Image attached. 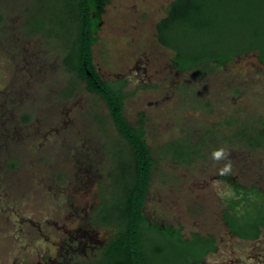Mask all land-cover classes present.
<instances>
[{
    "label": "rangeland",
    "instance_id": "rangeland-1",
    "mask_svg": "<svg viewBox=\"0 0 264 264\" xmlns=\"http://www.w3.org/2000/svg\"><path fill=\"white\" fill-rule=\"evenodd\" d=\"M173 1L108 0L93 47L102 79L115 85L124 80L126 118L133 126L141 116L146 122L155 165L144 215L152 224L182 228L184 238L215 236L219 249L202 264H264V232L255 242L229 236L215 192L220 187L200 189L205 178L225 170L264 190V67L259 52H249L264 46V12L225 3L202 16L207 29H187V38L181 37L187 50L247 54L225 67L208 63L177 73L175 52L157 41V25ZM75 2L0 0V102L13 111L0 121L8 123L7 135L15 131L23 139L0 151L17 161L10 170L12 163L0 159V264H51L59 240L75 235V215L81 220L76 229L89 231L94 248L80 246L63 264H102L100 243L112 238L125 203L132 150L105 102L66 63L76 38ZM11 83L18 93L13 97ZM62 120L69 126L50 131ZM45 133L57 136L52 146L21 151L24 140L38 144ZM77 176L93 182L79 203L96 206L61 204L58 189H70Z\"/></svg>",
    "mask_w": 264,
    "mask_h": 264
},
{
    "label": "trees",
    "instance_id": "trees-1",
    "mask_svg": "<svg viewBox=\"0 0 264 264\" xmlns=\"http://www.w3.org/2000/svg\"><path fill=\"white\" fill-rule=\"evenodd\" d=\"M107 3L108 0H76L71 8L77 28L76 38L66 62L87 83V90L105 102L115 129L128 143L134 157L124 206L120 208V216L113 224L115 230L112 238L102 248V264H202L208 255L218 250L215 236L193 233L190 238H184L182 228L152 224L144 215L155 165L146 141L145 119L141 116L136 126L129 122L124 112L125 83L115 85L104 81L94 65L93 47L98 42L97 34ZM225 3L249 14L264 12V0L172 2L167 16L157 25V41L175 52L173 61L178 70L187 72L205 67L208 63L226 66L247 54L236 55L232 49H226L200 55L187 50L181 42V37L187 38V29L205 31L206 21L201 17L218 12ZM249 52H259V61L264 64V46ZM261 138L257 143L252 140L250 144L257 145L262 142ZM258 197L261 198L259 202L247 201L251 206H229V210L224 212L223 222L234 235L250 241L261 237L264 232V198L260 194ZM231 211L233 215H230Z\"/></svg>",
    "mask_w": 264,
    "mask_h": 264
},
{
    "label": "flooded vegetation",
    "instance_id": "flooded-vegetation-1",
    "mask_svg": "<svg viewBox=\"0 0 264 264\" xmlns=\"http://www.w3.org/2000/svg\"><path fill=\"white\" fill-rule=\"evenodd\" d=\"M101 23H102V21H101ZM101 25L102 24H100V26ZM71 47H73L72 44H71ZM1 52H2V49H1V43H0V53ZM69 56H70V53H69L68 57ZM13 57H14V55H13ZM16 57H18V59H19L18 54L15 56V58ZM20 60H21V62L23 61V59H21V58H20ZM260 64L262 67H264V64H262L261 62H260ZM18 66L19 65L15 64L13 67L17 68ZM218 66L219 67H225L222 65H218ZM173 67H175L177 73H183L182 71H180L176 68V66L174 65V61H173ZM17 69H19V67ZM16 72H18V71H15V73ZM75 73L78 75V77H80L77 72H75ZM120 82H124V80H122ZM15 88L16 87L14 86V84L11 83L7 87V90H9V92H11L8 95L13 97L14 93L18 94L15 91L16 90ZM235 91H237V90H235ZM89 93H91V92H89ZM91 94H93V93H91ZM11 111H12V108L10 109V108L6 107V105H4L0 102V117L1 118H3L4 116H6L8 114H11ZM7 119H9V118L7 117ZM3 121H5V120H3ZM7 121H9V120H7ZM62 122L63 123L60 124L58 127H51L50 131L64 130V128H63L64 125L69 126L68 125L69 123L67 121L62 120ZM7 124L8 123H3L2 121H0V138L1 137L5 138V137L9 136L11 139H9L8 141H6V140L2 141V139L0 140L1 141L0 142V151L5 149V148H8V147H11V149L18 147V143H19L18 141L20 140L22 142V140H23V139H21L22 137L18 139L16 137L17 135H16L15 131H12V130H10V132L12 131V134L7 135V131H8L6 129L8 127ZM48 134L49 133H45L44 135H42L41 140H37L38 144H34V138H31L30 141L24 140V142H27V143L23 144L25 148H24V150L21 149V151L25 152V154H26L27 152H30L31 150H35V148H38L37 150H40L45 145L46 146H49V145L52 146V144L55 142L57 136L55 134H51V135H48ZM38 135L39 134H35V137ZM63 138H64L63 140L65 141L66 137H63ZM15 157L16 156L14 154H9L7 156L6 155L2 156L0 154V159L4 158L5 162L12 163L10 168L7 167L10 170L16 169L17 161H16V159H14ZM24 157L25 156H23V158ZM82 157L83 156L80 153L77 156V158H82ZM84 158H85V156H84ZM85 159H87V157ZM81 174H83V173H81ZM60 178H62V176H60ZM90 179H92V178H88L85 176V179H84L83 176H77L74 179V181L72 182L73 186L70 189H68V187H66V186H64L63 188L59 186L60 188L58 190H59V194L61 196L60 197V199H61L60 202H62L61 204L69 203L71 206H96V203H94L92 205L91 203L85 202V201L84 202L81 201L79 203V201H80L79 198H83V193H80V192H82L84 190L90 191V189H91V185L93 184V182ZM241 179H242V177L238 173H232V172H228L225 170L217 171V172L213 173L211 177L209 176L208 178H205V180L201 182L202 186L200 187V189L205 190L206 188H208V189L213 188V190H214L216 187H220V190L217 189L215 192L219 197L218 205L223 206L225 212L229 210V206H251V203L247 202L248 200L259 202L261 200V198L258 197L259 194L264 198V190L261 186H259L258 184L246 185V184H244V182ZM1 185L2 184L0 182V200H4V190H3ZM221 186H224V188H225L224 192L222 191ZM251 190H254V191L250 192ZM85 193H86V195L88 194V192H85ZM5 195L7 196V194H5ZM245 199H247V200L245 201ZM71 200H73V201H71ZM70 202H72V203H70ZM61 204H60V206H61ZM230 215H233L232 211L230 212ZM75 217H76L75 221L70 222L72 224V226H74L73 230H74L75 235L71 233V237L69 240H66L63 237L59 240L60 243L57 246V257L53 260H50L51 264H63L67 258H71L70 255L74 256L75 251L82 245L84 246L85 250L88 248H90V249L94 248L93 240L91 239V237H88L89 231L86 229L82 233H80V230L76 229V227L79 226L81 220H80L79 215L78 216L75 215ZM224 225L227 227V230H228L227 234L229 236H232L234 238H238L240 240H246V239H242V238L234 235L225 223H224ZM259 239H257L256 241H258ZM253 242H255V241H253ZM97 243L98 242H96V244ZM100 244H101L100 248H103L106 245V243H104V241L101 242ZM216 244H217V242H216ZM217 247H218V245H217ZM218 249H219V247H218ZM39 264H43V263H39Z\"/></svg>",
    "mask_w": 264,
    "mask_h": 264
}]
</instances>
